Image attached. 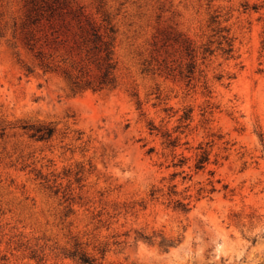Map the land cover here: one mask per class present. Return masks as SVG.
<instances>
[{
    "label": "rangeland",
    "instance_id": "1",
    "mask_svg": "<svg viewBox=\"0 0 264 264\" xmlns=\"http://www.w3.org/2000/svg\"><path fill=\"white\" fill-rule=\"evenodd\" d=\"M244 1L264 5L72 0L117 29L115 87L100 90L72 84L100 74L75 20L28 25L26 0H0V264H78L75 244L95 264H264V7Z\"/></svg>",
    "mask_w": 264,
    "mask_h": 264
},
{
    "label": "trees",
    "instance_id": "2",
    "mask_svg": "<svg viewBox=\"0 0 264 264\" xmlns=\"http://www.w3.org/2000/svg\"><path fill=\"white\" fill-rule=\"evenodd\" d=\"M26 22L28 25H39L44 22L48 26L52 24L53 21H65V18L68 16L78 25V28L82 33V45L85 48V55H90L93 58V61L97 68L100 71V74L94 79H79L75 77L72 81V84L77 88H93V89H105L115 87V77L114 70L116 68V61L114 58V49H115V40L117 29L111 17L103 13L101 19L96 21L92 19L89 15L84 13L81 6H77L72 2V0H26ZM243 12L252 9L257 11L264 7V5L253 4L249 6L248 1H244L241 4ZM219 15H215L211 18V25L213 36H216V41L218 48L221 50L222 54L231 57L233 52V39L229 35V29L225 26H222L221 21L218 20ZM52 28V27H50ZM33 38L30 36L26 39V46L30 49H34V43H32ZM213 40L209 41L207 44L201 46L202 58L205 59V56L212 55L214 49H212ZM185 52L188 56H191L195 53V49L191 48V45L185 47ZM36 56H41V52L37 51ZM195 56V54L193 55ZM45 70H54L57 71V68H53L49 64H41ZM187 73H191L194 69L192 63H188L186 66ZM66 78H69V75L66 72H62ZM191 118V110L184 112L181 117L182 122L188 121ZM182 125L177 126V129ZM186 126V125H183ZM151 130L156 129L152 125ZM33 131L32 136H37L39 139H48L53 135L54 129L50 126L47 127H36L31 128ZM162 137L165 139L166 147H171L173 150L179 145L178 138L172 137V134L168 131L163 132ZM199 153L196 154L195 168L200 170L204 168L205 164L209 160V151L202 146H199ZM152 151V148L150 149ZM176 155H174V158ZM174 160V159H173ZM185 159L183 156L177 157V162H173L174 166L184 165ZM174 187V185H173ZM154 191L151 192V196L154 195ZM175 194L174 191L170 192ZM173 202L174 208H179L183 211L187 209V203H183L180 199H176ZM68 256L76 261L78 264H95V259L88 256L86 253L82 252L79 249L78 244L74 245V248L69 252Z\"/></svg>",
    "mask_w": 264,
    "mask_h": 264
}]
</instances>
